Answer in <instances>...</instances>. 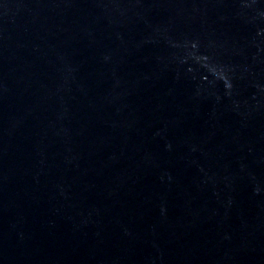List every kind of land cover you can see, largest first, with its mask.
<instances>
[{"label": "water", "instance_id": "95a60500", "mask_svg": "<svg viewBox=\"0 0 264 264\" xmlns=\"http://www.w3.org/2000/svg\"><path fill=\"white\" fill-rule=\"evenodd\" d=\"M0 264H264V0H0Z\"/></svg>", "mask_w": 264, "mask_h": 264}]
</instances>
